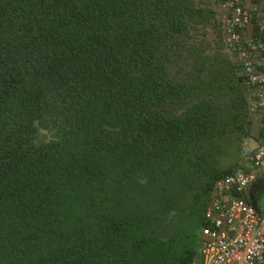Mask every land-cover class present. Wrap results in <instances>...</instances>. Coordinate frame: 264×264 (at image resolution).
<instances>
[{
	"label": "trees",
	"instance_id": "trees-1",
	"mask_svg": "<svg viewBox=\"0 0 264 264\" xmlns=\"http://www.w3.org/2000/svg\"><path fill=\"white\" fill-rule=\"evenodd\" d=\"M215 24L197 0H0V264H200L258 121Z\"/></svg>",
	"mask_w": 264,
	"mask_h": 264
},
{
	"label": "built area",
	"instance_id": "built-area-1",
	"mask_svg": "<svg viewBox=\"0 0 264 264\" xmlns=\"http://www.w3.org/2000/svg\"><path fill=\"white\" fill-rule=\"evenodd\" d=\"M214 1L226 13L225 43L249 90L250 113L260 117L262 142L244 145L240 166L216 182L205 211L200 264H264V210L255 202L264 177V0Z\"/></svg>",
	"mask_w": 264,
	"mask_h": 264
},
{
	"label": "rangeland",
	"instance_id": "rangeland-1",
	"mask_svg": "<svg viewBox=\"0 0 264 264\" xmlns=\"http://www.w3.org/2000/svg\"><path fill=\"white\" fill-rule=\"evenodd\" d=\"M197 1L200 5L205 6V7H210L213 10H215L216 15H217V24H215L216 27L215 28L210 27L208 32H207L208 41H210L211 44L213 43L216 47H221L222 49H223V47H225L224 48L225 51L230 56V53L228 51V48L226 46L225 39H224L223 21H224V17L226 16L225 11L217 3H215L214 0H197ZM244 3L248 5V4H252L253 2L251 0H244ZM218 22L220 23V27H221L220 30L218 29ZM222 39H224L223 43H222ZM231 58L234 59V57H231ZM237 66H238V64H237ZM256 133H257L256 126L252 127L250 130L251 136L255 137ZM256 142H257L256 140L249 137V139H246L244 141L243 146L249 145L250 147H253V146L257 145ZM240 159H241V157H240ZM239 163H240V161H239Z\"/></svg>",
	"mask_w": 264,
	"mask_h": 264
},
{
	"label": "crops",
	"instance_id": "crops-1",
	"mask_svg": "<svg viewBox=\"0 0 264 264\" xmlns=\"http://www.w3.org/2000/svg\"><path fill=\"white\" fill-rule=\"evenodd\" d=\"M259 120H260V117H258V121H256L257 125L256 127L260 126L259 124ZM259 132H260V127L257 128V133H256V143L257 144H260L262 142V140L260 139V135H259ZM257 191L259 192V197L256 199V206L259 210H264V177L261 178L259 184L257 185Z\"/></svg>",
	"mask_w": 264,
	"mask_h": 264
}]
</instances>
